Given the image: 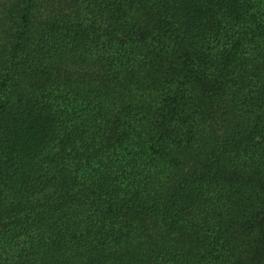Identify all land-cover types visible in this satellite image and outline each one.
I'll return each instance as SVG.
<instances>
[{
	"label": "trees",
	"instance_id": "trees-1",
	"mask_svg": "<svg viewBox=\"0 0 264 264\" xmlns=\"http://www.w3.org/2000/svg\"><path fill=\"white\" fill-rule=\"evenodd\" d=\"M0 264H264V0H0Z\"/></svg>",
	"mask_w": 264,
	"mask_h": 264
}]
</instances>
